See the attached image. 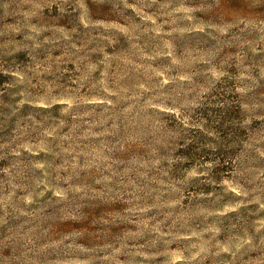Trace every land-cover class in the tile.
<instances>
[{
	"label": "rangeland",
	"instance_id": "obj_1",
	"mask_svg": "<svg viewBox=\"0 0 264 264\" xmlns=\"http://www.w3.org/2000/svg\"><path fill=\"white\" fill-rule=\"evenodd\" d=\"M0 264H264V0H0Z\"/></svg>",
	"mask_w": 264,
	"mask_h": 264
},
{
	"label": "trees",
	"instance_id": "obj_2",
	"mask_svg": "<svg viewBox=\"0 0 264 264\" xmlns=\"http://www.w3.org/2000/svg\"><path fill=\"white\" fill-rule=\"evenodd\" d=\"M216 172L217 173H224L225 171L223 170V168H220V169H216Z\"/></svg>",
	"mask_w": 264,
	"mask_h": 264
}]
</instances>
